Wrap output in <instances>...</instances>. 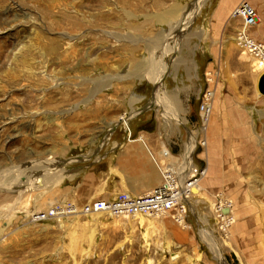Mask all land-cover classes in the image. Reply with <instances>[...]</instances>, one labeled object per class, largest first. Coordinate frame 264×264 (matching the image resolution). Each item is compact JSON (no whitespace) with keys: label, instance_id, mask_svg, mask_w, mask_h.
I'll return each instance as SVG.
<instances>
[{"label":"rangeland","instance_id":"1","mask_svg":"<svg viewBox=\"0 0 264 264\" xmlns=\"http://www.w3.org/2000/svg\"><path fill=\"white\" fill-rule=\"evenodd\" d=\"M241 1L264 40V0H0V264H264V95L229 17ZM206 80L212 120L194 161L207 173L185 225L79 210L35 219L103 199L107 152L134 125L175 126L183 152L163 155L183 158L186 129L202 136Z\"/></svg>","mask_w":264,"mask_h":264},{"label":"built area","instance_id":"2","mask_svg":"<svg viewBox=\"0 0 264 264\" xmlns=\"http://www.w3.org/2000/svg\"><path fill=\"white\" fill-rule=\"evenodd\" d=\"M230 19L240 21L239 29L236 32L235 40L237 45L242 48L252 60L255 70L264 73V40L255 36L257 26V15L255 9L247 2L241 1L230 12ZM209 75V73L205 74ZM207 83V84H206ZM204 90L201 94L197 109L198 131L202 136L198 139L196 134V145L192 152V160L189 165L184 161L166 160L164 164L155 163L159 175L160 183L147 193L140 196L120 194L112 200L97 199L81 207L70 203L60 204L50 210L38 214L35 219L45 221L51 218L63 217L75 214L78 210L81 214H104L113 218H135V217H157L168 215L172 221L179 226L185 225L186 218L190 210V199L196 195L195 191L205 178L207 167L194 161L196 150L206 149L205 131L212 116L213 94L209 90V83L206 80ZM186 129V133H187ZM227 202V201H226ZM225 201H218L216 214L219 218L218 225L221 230H226L233 223L234 218L230 211L224 215L222 210L230 207Z\"/></svg>","mask_w":264,"mask_h":264},{"label":"crops","instance_id":"3","mask_svg":"<svg viewBox=\"0 0 264 264\" xmlns=\"http://www.w3.org/2000/svg\"><path fill=\"white\" fill-rule=\"evenodd\" d=\"M151 104L154 105V102ZM218 122L216 120L212 124L210 133L214 143L219 142L217 136H220L222 132ZM208 130L207 128L206 136H208ZM128 134V140L124 135L119 137L120 139H115L113 146L107 152L106 156L111 159L107 166V173L112 184L111 190L102 194V200H112L124 193L131 196L147 193L160 183V175L155 163L164 164L165 159L169 160L163 155V150L167 149L169 154L176 157L183 152L184 143L181 144V133L173 125L150 123L134 125L130 127ZM86 181L93 183L94 175L86 174L84 182Z\"/></svg>","mask_w":264,"mask_h":264},{"label":"bare ground","instance_id":"4","mask_svg":"<svg viewBox=\"0 0 264 264\" xmlns=\"http://www.w3.org/2000/svg\"><path fill=\"white\" fill-rule=\"evenodd\" d=\"M156 71V70H155ZM159 70H157V74H156V77H155V79H154V85L157 87L158 86V84H159V79H160V77H162V73L161 72H158ZM152 74V73H151ZM154 74V73H153ZM176 120H179V119H176ZM124 127H126V129H127V124H124ZM127 131V130H126ZM206 132V131H205ZM204 132V133H205ZM187 133H188V144L187 145H185L186 147H185V149H184V156H183V158H181L185 163V165L187 164V165H189V155H190V153H191V156H192V152L194 151L193 149H194V147H195V145H196V132H194V131H191V130H189V131H187ZM194 133V134H193ZM191 137V138H190ZM165 153V152H164ZM164 156L165 157H168L169 158V160H172L173 158L170 156V155H167L166 153L164 154ZM177 160H179V159H177ZM192 160V157L190 158V161ZM198 189H199V187H198ZM198 189L196 190V191H198ZM195 191V192H196ZM75 213H77V211H75ZM208 240V239H207ZM211 243V242H210ZM212 246V245H211ZM212 249H213V252H215V255H216V257H217V259H218V261H220L221 259L219 258V256H218V254H217V252H216V248L215 247H213L212 246ZM221 264H223L222 263V261H221Z\"/></svg>","mask_w":264,"mask_h":264},{"label":"water","instance_id":"5","mask_svg":"<svg viewBox=\"0 0 264 264\" xmlns=\"http://www.w3.org/2000/svg\"><path fill=\"white\" fill-rule=\"evenodd\" d=\"M258 90L262 95H264V73L259 78ZM224 212H226V210H224Z\"/></svg>","mask_w":264,"mask_h":264}]
</instances>
